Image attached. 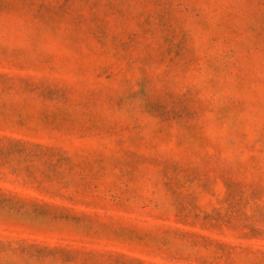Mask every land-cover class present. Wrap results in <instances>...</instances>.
Masks as SVG:
<instances>
[{"label": "rangeland", "instance_id": "obj_1", "mask_svg": "<svg viewBox=\"0 0 264 264\" xmlns=\"http://www.w3.org/2000/svg\"><path fill=\"white\" fill-rule=\"evenodd\" d=\"M0 264H264V0H0Z\"/></svg>", "mask_w": 264, "mask_h": 264}]
</instances>
